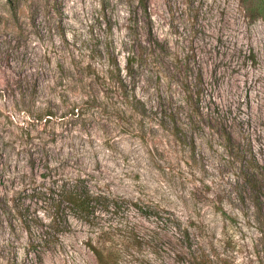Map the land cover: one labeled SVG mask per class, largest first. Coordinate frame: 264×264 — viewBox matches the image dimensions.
Instances as JSON below:
<instances>
[{
	"label": "rangeland",
	"instance_id": "1",
	"mask_svg": "<svg viewBox=\"0 0 264 264\" xmlns=\"http://www.w3.org/2000/svg\"><path fill=\"white\" fill-rule=\"evenodd\" d=\"M261 14L242 0H149V14L139 0H0V264H99L100 241L118 264H264ZM187 62L202 73L192 116ZM164 103L185 105L184 122ZM80 177L119 201L102 236L73 215L49 225L54 190Z\"/></svg>",
	"mask_w": 264,
	"mask_h": 264
},
{
	"label": "trees",
	"instance_id": "2",
	"mask_svg": "<svg viewBox=\"0 0 264 264\" xmlns=\"http://www.w3.org/2000/svg\"><path fill=\"white\" fill-rule=\"evenodd\" d=\"M244 3H247L249 9L256 10L264 17V0H242ZM139 6L143 9L145 14H149V0H139ZM157 45H160V40L150 41V44L153 48H156ZM143 52H134L129 59L136 61L139 56H142ZM182 63V62H181ZM180 73L184 74V77L188 84L186 86H182L183 91H185L186 95L184 97L183 102L188 103L191 108V116L195 114L196 110L192 105L195 90L192 89L191 76L193 73L195 78L198 76L202 77V73L197 75L195 72V67L191 65V63L187 62V66L185 64H181L179 66ZM196 73V74H195ZM196 82H193L195 84ZM130 94H127V97ZM131 96H129V99ZM133 99V98H132ZM131 106L136 108L141 113H146V108H142V106H138V104H133L131 101ZM145 107V106H144ZM160 113L163 116L169 118L173 126H179L183 121L185 105L183 104H166L164 103V107L159 104ZM162 107V108H161ZM189 119V116H188ZM163 123L167 122L166 118L163 119ZM242 177L245 182L250 185V187L254 190L260 188V179L256 170H246L243 172ZM50 207L52 209V213L49 214L50 222L49 225L59 229V227L63 224L67 226L70 224V215H73L76 218L86 221L87 223L97 227V231L99 232V236L103 235V224L101 220L103 218V211H110L111 207H114L116 210L120 204L117 199L111 198L110 196L104 194L103 192H97L90 188V186L85 182L83 178H77L74 182L63 183L56 190H54L53 195L50 198ZM113 211V210H112ZM44 234L41 235L43 237ZM91 248L97 259L99 264H118L117 256L113 249H107L103 247V241H100L96 244H91Z\"/></svg>",
	"mask_w": 264,
	"mask_h": 264
}]
</instances>
